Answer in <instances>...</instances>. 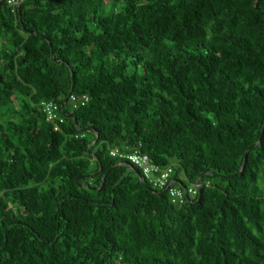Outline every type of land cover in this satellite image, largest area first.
<instances>
[{
    "label": "trees",
    "instance_id": "trees-1",
    "mask_svg": "<svg viewBox=\"0 0 264 264\" xmlns=\"http://www.w3.org/2000/svg\"><path fill=\"white\" fill-rule=\"evenodd\" d=\"M8 1L0 264H264V0Z\"/></svg>",
    "mask_w": 264,
    "mask_h": 264
},
{
    "label": "built area",
    "instance_id": "built-area-1",
    "mask_svg": "<svg viewBox=\"0 0 264 264\" xmlns=\"http://www.w3.org/2000/svg\"><path fill=\"white\" fill-rule=\"evenodd\" d=\"M23 1L24 0H9L8 4L14 9L19 7ZM70 99L73 107H77L78 103H76V98L72 96ZM82 100V104H84L88 101V97L85 96ZM41 108L46 116L47 121L54 123L55 129H58L59 125L64 122V118H62L59 113V106L53 102H43L41 104ZM111 156L125 159L133 166L140 169L142 171L143 178L152 183L155 188L160 190H168L173 203L184 204L185 197L187 195L196 196L197 194L193 188L187 189V191H185L181 188L174 187V185L169 187L172 183L171 176L173 174V169L170 167L167 169H160V167L153 164L147 155L140 154L139 151L128 154L126 152L122 153L120 150H112ZM153 176H155L156 179H153Z\"/></svg>",
    "mask_w": 264,
    "mask_h": 264
},
{
    "label": "water",
    "instance_id": "water-1",
    "mask_svg": "<svg viewBox=\"0 0 264 264\" xmlns=\"http://www.w3.org/2000/svg\"><path fill=\"white\" fill-rule=\"evenodd\" d=\"M263 136H264V128H263V131H262V134H261V139L263 138ZM253 148V147H252ZM247 156L248 155H246V157H245V163H246V161H247ZM137 174L139 175V178L141 179V180H143V176L139 173V172H137ZM173 185V182L170 184V186L169 187H171ZM197 185H198V188H199V193H200V197H199V200L198 201H200V199H201V196H202V188H201V186H200V184H199V182L197 183ZM167 192V190H165L164 191V193H166Z\"/></svg>",
    "mask_w": 264,
    "mask_h": 264
},
{
    "label": "rangeland",
    "instance_id": "rangeland-1",
    "mask_svg": "<svg viewBox=\"0 0 264 264\" xmlns=\"http://www.w3.org/2000/svg\"><path fill=\"white\" fill-rule=\"evenodd\" d=\"M153 179H156L155 176L152 177ZM179 178L183 181V182H187L186 179L182 176V175H179ZM192 198L194 199L195 197L192 196Z\"/></svg>",
    "mask_w": 264,
    "mask_h": 264
}]
</instances>
